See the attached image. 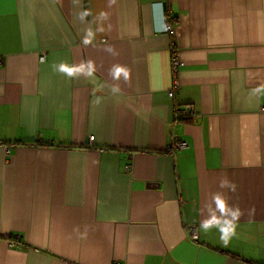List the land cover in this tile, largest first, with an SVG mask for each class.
<instances>
[{
	"label": "crops",
	"instance_id": "obj_1",
	"mask_svg": "<svg viewBox=\"0 0 264 264\" xmlns=\"http://www.w3.org/2000/svg\"><path fill=\"white\" fill-rule=\"evenodd\" d=\"M114 262L264 264V0H0V264Z\"/></svg>",
	"mask_w": 264,
	"mask_h": 264
},
{
	"label": "built area",
	"instance_id": "obj_2",
	"mask_svg": "<svg viewBox=\"0 0 264 264\" xmlns=\"http://www.w3.org/2000/svg\"><path fill=\"white\" fill-rule=\"evenodd\" d=\"M168 4L166 5V9L164 10V16L162 18V26L160 29L157 30L159 33H166L170 35V71L172 74V83L170 85V89L168 90V95L171 98L175 97L176 92L178 91V87L180 85V82L178 80L177 74L179 72V69L183 66L184 62L180 56L179 50L176 47L175 41L172 37L173 35V22L170 18V10L168 8ZM41 60H43V56L40 57ZM190 110V109H189ZM186 109V107L181 108L180 106H176L174 109V119H180L184 117H188V114H190L191 111ZM93 140V136L88 137V142L91 144ZM185 146V142L178 140L176 137H172L171 143H170V153L172 156H174V152L177 149H180ZM190 237L192 241H195L197 239V233L195 228H190ZM112 264H119L117 262H114Z\"/></svg>",
	"mask_w": 264,
	"mask_h": 264
},
{
	"label": "clouds",
	"instance_id": "obj_3",
	"mask_svg": "<svg viewBox=\"0 0 264 264\" xmlns=\"http://www.w3.org/2000/svg\"><path fill=\"white\" fill-rule=\"evenodd\" d=\"M85 14H86V13H85ZM84 42H85V43H88V40L85 39ZM56 68H57V70H59V71H62V72L67 73L69 76H72L76 71H79V70H80V69H74V68H72V67H67V66H65L63 63L57 65ZM121 71H122V69L119 68V67H117V68L115 69V73H114V75H119V74L121 73ZM124 74H125V76L127 75L126 72H125ZM213 223H214V221H212V220H208V221H205V222L201 225V227L204 228V229H208ZM225 231H230V229H225Z\"/></svg>",
	"mask_w": 264,
	"mask_h": 264
},
{
	"label": "water",
	"instance_id": "obj_4",
	"mask_svg": "<svg viewBox=\"0 0 264 264\" xmlns=\"http://www.w3.org/2000/svg\"><path fill=\"white\" fill-rule=\"evenodd\" d=\"M166 8V3H163V9H165Z\"/></svg>",
	"mask_w": 264,
	"mask_h": 264
}]
</instances>
